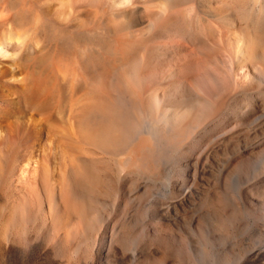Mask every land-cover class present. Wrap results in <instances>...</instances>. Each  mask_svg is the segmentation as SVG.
<instances>
[{
	"label": "bare ground",
	"instance_id": "1",
	"mask_svg": "<svg viewBox=\"0 0 264 264\" xmlns=\"http://www.w3.org/2000/svg\"><path fill=\"white\" fill-rule=\"evenodd\" d=\"M121 4L0 0V238L200 263L215 170L264 175V0ZM263 193L248 184L250 209Z\"/></svg>",
	"mask_w": 264,
	"mask_h": 264
},
{
	"label": "rangeland",
	"instance_id": "2",
	"mask_svg": "<svg viewBox=\"0 0 264 264\" xmlns=\"http://www.w3.org/2000/svg\"><path fill=\"white\" fill-rule=\"evenodd\" d=\"M241 164L235 165L236 167H233V170L228 169L227 166H224V168L219 166L215 170V190L218 187L216 191L222 198L220 201L225 206V213L218 210H204L201 213L199 224L192 229L191 233L194 238L193 245L196 248L199 247V253L202 257L201 262L186 261L183 264H236L239 262L236 259H240L238 264H264V202L260 208L253 210L250 209L243 196L248 184L252 181L264 182V175L259 176L256 167L240 170L239 166ZM236 175H239V177ZM261 196L264 201V193ZM209 227L210 230H206ZM239 240L243 242L240 245ZM152 250L157 253V249L153 246ZM116 256L117 259H114L116 264H129L127 256L121 254L120 251H117ZM169 260L174 261L175 259ZM89 261L85 259L78 261L76 259H63L56 256L41 240L32 239L27 243H21L0 238V264H95V261ZM139 264L144 263L140 262Z\"/></svg>",
	"mask_w": 264,
	"mask_h": 264
},
{
	"label": "clouds",
	"instance_id": "3",
	"mask_svg": "<svg viewBox=\"0 0 264 264\" xmlns=\"http://www.w3.org/2000/svg\"><path fill=\"white\" fill-rule=\"evenodd\" d=\"M132 3V0H122V4L118 5V7H124L125 5H130ZM27 39V37H23V38H17L16 43L19 44L21 47L24 44V41ZM0 51H2V49H0ZM15 55H19V53H16Z\"/></svg>",
	"mask_w": 264,
	"mask_h": 264
}]
</instances>
